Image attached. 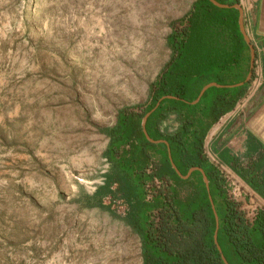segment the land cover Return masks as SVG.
I'll list each match as a JSON object with an SVG mask.
<instances>
[{
  "label": "rangeland",
  "instance_id": "1",
  "mask_svg": "<svg viewBox=\"0 0 264 264\" xmlns=\"http://www.w3.org/2000/svg\"><path fill=\"white\" fill-rule=\"evenodd\" d=\"M194 1L0 0V264L143 263L141 237L124 221L128 203L117 199L114 216L88 208L82 193L93 194L111 168L101 129L113 127L121 109L143 112L172 56L167 37L185 29ZM246 56L236 71H246ZM208 85L202 102L223 91ZM178 126L171 115L162 128ZM157 149L165 160L166 146ZM174 170L157 169L153 179L138 173L120 188L151 211L164 209L177 226L210 201L229 258L226 199L237 201L226 180L221 187L205 170L188 177Z\"/></svg>",
  "mask_w": 264,
  "mask_h": 264
},
{
  "label": "trees",
  "instance_id": "2",
  "mask_svg": "<svg viewBox=\"0 0 264 264\" xmlns=\"http://www.w3.org/2000/svg\"><path fill=\"white\" fill-rule=\"evenodd\" d=\"M216 1L220 4H240V0ZM239 19L240 12L236 8H220L210 0H196L185 17V29L172 30L167 37L172 56L153 83L143 112L121 109L116 124L101 129V133L109 138L105 156L111 168L104 175V183L93 194L82 193V197L88 208H99L114 216L117 214L112 206L117 199L128 203L124 221L141 237L142 264H225L215 243L216 219L210 201L196 211L192 221L177 226L164 209L154 208L151 211L152 206L144 200L133 202L122 192L119 183L138 173L142 174L141 177L151 176L153 179L157 169L159 172L165 169L176 173L168 156V146L155 145L144 134L143 119L154 110L148 118L146 130L152 140L167 141L178 170L186 175L191 168L201 167L222 187L220 174L215 169H208L203 156L205 139L214 122L207 121L206 111L201 120L196 119L194 110L200 107L202 100L198 105L186 100L191 97L196 100L209 83L226 87L245 81L250 70L251 49L241 32ZM243 53L247 55V73L238 77L236 67ZM220 61L223 62L222 68L211 72ZM228 79L238 80L224 83ZM195 83L197 88L191 92ZM226 89L230 87L224 91ZM230 93L229 90L225 94L216 93L217 100L209 114L218 110L221 115L223 110L233 109L236 100L227 98ZM161 99V104L157 106ZM171 115L177 117V133H169L162 128ZM159 146H166V159L156 161L154 172H148L147 169L153 165L151 162H154L151 153L156 154ZM122 166L127 169H122ZM106 200L110 203L107 204ZM226 203L228 212L224 230L231 254L228 258L222 249L223 255L229 264H264V211L254 207L244 209L241 203L228 198ZM154 211L161 212L158 222L152 220Z\"/></svg>",
  "mask_w": 264,
  "mask_h": 264
},
{
  "label": "crops",
  "instance_id": "3",
  "mask_svg": "<svg viewBox=\"0 0 264 264\" xmlns=\"http://www.w3.org/2000/svg\"><path fill=\"white\" fill-rule=\"evenodd\" d=\"M240 5L255 50L251 79L245 82L251 71L250 61L245 81L226 86L230 87L226 91V87H221V94L229 90L227 98L236 100L233 109L223 110L221 115L218 110L209 114L217 100V94L210 93L194 111L196 119L201 120L206 111L207 121L214 122L203 148L208 169H215L227 186H235L233 192L244 209L254 207L264 211V0H240ZM246 73L247 69L236 71L238 77Z\"/></svg>",
  "mask_w": 264,
  "mask_h": 264
},
{
  "label": "water",
  "instance_id": "4",
  "mask_svg": "<svg viewBox=\"0 0 264 264\" xmlns=\"http://www.w3.org/2000/svg\"><path fill=\"white\" fill-rule=\"evenodd\" d=\"M210 1H211L212 3H214L216 6L220 7V8H231V7H233V8H236V9L240 12V19H239L240 29H241V32H242L243 36L245 37V39H246V41H247V44L250 46V49H251V71H250V73H249L248 78H247L246 81H245V82L247 83V82H249L250 79H251V76H252V70H253V68H254L255 50H254L253 45L251 44V41H250L249 36L247 35L246 29H245V16H244V9H243L242 5H240V4H236V5H228V4H220V3L217 2L216 0H210ZM242 84H245V83H242ZM211 85H212V84H211ZM211 85H208V86L204 87V89H203V90L201 91V93H200L199 98L194 102V104H196L197 102L200 101L201 97L204 95V93L206 92V90L209 89V87H210ZM163 99H164V98H163ZM163 99H161V100L159 101V103H158L157 106H159V105L161 104V102H162ZM153 111H154V110H153ZM153 111L147 113V114L145 115L144 119H143L142 126H143V130H144V134L146 135V137H147V139H148L149 141H151V142H153V143H164L165 145H167V146L169 147V144L167 143V141H165V140L154 141V140H152V139L149 137V134H148V132H147V130H146V124H147L148 118L150 117V115L152 114ZM169 151H170V149H169ZM170 158H171V157H170ZM172 165H173L174 169L177 170V172H180V171L178 170L177 166L174 164L173 161H172ZM195 170H199V171L203 172L204 175H206L205 172H204V169H203V168H201V167H194V168H191V169L189 170L188 175H187L186 177H188L189 175H191L192 172L195 171ZM180 173H181V172H180ZM206 180H207V177H206ZM207 183H209V182L207 181ZM217 236H218V234H217V232H216V233H215V243H216V245H217V247H218L220 253H222L221 247H220L219 244H218ZM222 259H223V261H224L225 264H229V262L227 261L226 257H225L223 254H222Z\"/></svg>",
  "mask_w": 264,
  "mask_h": 264
},
{
  "label": "built area",
  "instance_id": "5",
  "mask_svg": "<svg viewBox=\"0 0 264 264\" xmlns=\"http://www.w3.org/2000/svg\"><path fill=\"white\" fill-rule=\"evenodd\" d=\"M227 187H228V189H229L230 198H234V199L237 201V199H236V193L233 192L235 186L231 185V186H227ZM149 197L151 198L152 196L149 195Z\"/></svg>",
  "mask_w": 264,
  "mask_h": 264
},
{
  "label": "flooded vegetation",
  "instance_id": "6",
  "mask_svg": "<svg viewBox=\"0 0 264 264\" xmlns=\"http://www.w3.org/2000/svg\"><path fill=\"white\" fill-rule=\"evenodd\" d=\"M154 141H155V140H154ZM159 141H160V140H159ZM152 143H153V142H152ZM153 144H155V145H162V144H164V143H153ZM157 150H158V149H156V154H154V158H153L154 161H155V160L157 161L158 159H161V157H160L161 154H159V153L157 152ZM156 161H155V162H156ZM150 167H151V166H150Z\"/></svg>",
  "mask_w": 264,
  "mask_h": 264
}]
</instances>
